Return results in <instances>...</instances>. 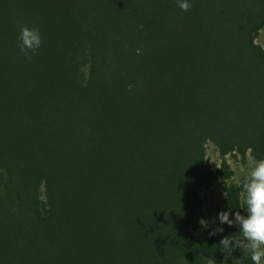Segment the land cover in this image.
I'll list each match as a JSON object with an SVG mask.
<instances>
[{"label": "trees", "instance_id": "16d2710c", "mask_svg": "<svg viewBox=\"0 0 264 264\" xmlns=\"http://www.w3.org/2000/svg\"><path fill=\"white\" fill-rule=\"evenodd\" d=\"M190 3L0 0V264H224L201 194L264 159V0Z\"/></svg>", "mask_w": 264, "mask_h": 264}, {"label": "clouds", "instance_id": "9594fccd", "mask_svg": "<svg viewBox=\"0 0 264 264\" xmlns=\"http://www.w3.org/2000/svg\"><path fill=\"white\" fill-rule=\"evenodd\" d=\"M181 11L191 8L190 0H177ZM17 23H20L17 21ZM17 46L27 61L43 45V35L39 28L21 26L19 28ZM243 195L242 211H221L211 220L201 218L198 223L203 231L208 232L209 238L223 236L224 225L236 227L240 234L223 236L218 244V250L225 255L224 264L234 260L233 253L237 250L249 254L252 264H264V159L256 161L246 181L241 185Z\"/></svg>", "mask_w": 264, "mask_h": 264}, {"label": "rangeland", "instance_id": "374dc122", "mask_svg": "<svg viewBox=\"0 0 264 264\" xmlns=\"http://www.w3.org/2000/svg\"><path fill=\"white\" fill-rule=\"evenodd\" d=\"M257 43L264 49V30L260 33ZM206 159L208 160L211 168L216 170L221 165L223 158L219 154L216 147L208 145L206 147ZM228 163L230 178L226 181L219 180L217 184L208 191L202 192V212L204 218L211 220L224 209L225 190L229 185H241L249 176L250 171L254 167L256 161L247 157L245 159L236 155H229L225 158Z\"/></svg>", "mask_w": 264, "mask_h": 264}, {"label": "built area", "instance_id": "2783aa9c", "mask_svg": "<svg viewBox=\"0 0 264 264\" xmlns=\"http://www.w3.org/2000/svg\"><path fill=\"white\" fill-rule=\"evenodd\" d=\"M213 171H216V170H213Z\"/></svg>", "mask_w": 264, "mask_h": 264}]
</instances>
